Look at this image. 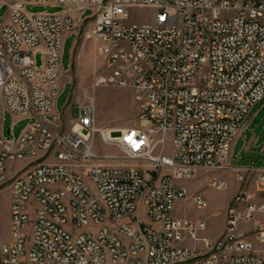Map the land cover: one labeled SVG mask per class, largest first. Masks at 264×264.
I'll return each mask as SVG.
<instances>
[{
    "label": "built area",
    "instance_id": "built-area-1",
    "mask_svg": "<svg viewBox=\"0 0 264 264\" xmlns=\"http://www.w3.org/2000/svg\"><path fill=\"white\" fill-rule=\"evenodd\" d=\"M5 3L0 104L30 123L19 136L11 126L12 137L0 123V181L9 163L27 162L9 185L0 264H264V166L231 164L264 98V0H0V8ZM48 3L66 12L26 9ZM136 9L150 10L152 20L142 22ZM88 22L111 71L100 82L136 91L138 123L119 135L97 126L92 104L69 128L56 110L66 38ZM97 133L122 154L98 153ZM200 169L254 183L237 195L214 241L199 236L205 220L176 215L190 194L184 182ZM208 184L223 189L228 181ZM194 201L208 205L202 191Z\"/></svg>",
    "mask_w": 264,
    "mask_h": 264
},
{
    "label": "rangeland",
    "instance_id": "rangeland-1",
    "mask_svg": "<svg viewBox=\"0 0 264 264\" xmlns=\"http://www.w3.org/2000/svg\"><path fill=\"white\" fill-rule=\"evenodd\" d=\"M14 2L15 0H3ZM27 11L32 14L41 12H66V8L60 5L29 4ZM70 10V9H69ZM93 11L87 10L84 17L92 16ZM136 17L142 22L152 20V13L148 9H136ZM11 15L8 4L0 8V22L9 23ZM93 23H84L78 37L67 36L64 52L63 66L65 73L60 78L62 92L57 101V109L64 112L63 118L66 128L71 126V116H78L80 107L92 104L96 108L97 126L106 134L119 135V130L134 126L138 123L139 104L135 99L136 91L129 87H119L113 84L101 83L102 77L110 74L107 60L99 53L95 40L90 32ZM38 62L41 63V54H38ZM66 82V83H65ZM72 110V113H71ZM1 112V104H0ZM30 120L20 119L18 121L8 111L4 120L5 133L8 137V129L13 126V134L19 136L28 127ZM248 127L244 129L235 142L231 164L233 166H264V98L256 104L247 119ZM255 136V137H254ZM254 137L252 145L250 140ZM97 151L100 154H114L120 156L121 150L116 146L106 145L101 134L96 135ZM171 137H169V149L171 151ZM212 177L226 178L228 185L223 189L212 188L208 180ZM0 187L11 183V178L0 181ZM190 189L187 199L181 200L176 215L197 223L199 220L207 222V228L200 231V237L210 240L219 239L225 233L228 211L236 204L237 195L244 190H254L251 178L245 182L237 178L234 171H217L200 169L197 174L184 182ZM202 191L207 198V207L201 209L194 201V194ZM6 225L5 194H0V242L9 240L10 227ZM8 228V230H6ZM188 245L196 242L190 240ZM198 245L202 246L201 242Z\"/></svg>",
    "mask_w": 264,
    "mask_h": 264
},
{
    "label": "crops",
    "instance_id": "crops-1",
    "mask_svg": "<svg viewBox=\"0 0 264 264\" xmlns=\"http://www.w3.org/2000/svg\"><path fill=\"white\" fill-rule=\"evenodd\" d=\"M256 106V105H255ZM254 106V107H255ZM253 107V108H254ZM252 108V110H253ZM58 110V109H56ZM251 110V112H252ZM65 112V111H64ZM250 112V113H251ZM8 113V110H5L2 106H1V112H0V123L1 121L4 119L5 120V116L6 114ZM71 113H72V110H71ZM16 121L20 120L21 118L20 117H17V116H14L12 115ZM255 137V136H254ZM253 137V138H254ZM239 138V136H238ZM237 138V140H238ZM253 138L250 140V145H251V141L253 140ZM236 140V141H237ZM231 159H232V155H231ZM27 165V162L26 161H16V162H11L9 163L8 165V168H7V177L10 179L12 178L15 174H17L20 170H22L23 168H25ZM1 184V183H0ZM1 186V185H0ZM0 194H5V213H6V225L10 227V223H11V193H10V189H9V186L8 184H5L3 185L2 187H0ZM182 201L179 200L177 202V208L179 206V204L181 203ZM176 213H177V209H176ZM8 227V228H9ZM8 228H6V230H8ZM217 240V239H215Z\"/></svg>",
    "mask_w": 264,
    "mask_h": 264
},
{
    "label": "water",
    "instance_id": "water-1",
    "mask_svg": "<svg viewBox=\"0 0 264 264\" xmlns=\"http://www.w3.org/2000/svg\"><path fill=\"white\" fill-rule=\"evenodd\" d=\"M8 133H9V131H8Z\"/></svg>",
    "mask_w": 264,
    "mask_h": 264
}]
</instances>
